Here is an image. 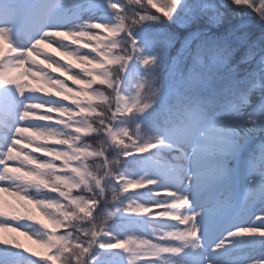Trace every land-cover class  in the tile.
Wrapping results in <instances>:
<instances>
[{"label":"snow or ice","instance_id":"1","mask_svg":"<svg viewBox=\"0 0 264 264\" xmlns=\"http://www.w3.org/2000/svg\"><path fill=\"white\" fill-rule=\"evenodd\" d=\"M25 262L264 264V0H0V264Z\"/></svg>","mask_w":264,"mask_h":264},{"label":"rangeland","instance_id":"2","mask_svg":"<svg viewBox=\"0 0 264 264\" xmlns=\"http://www.w3.org/2000/svg\"><path fill=\"white\" fill-rule=\"evenodd\" d=\"M38 141H39L38 142L39 147L44 146L47 143V141L40 140L39 138H38ZM21 163H23V161H21ZM19 239H20L21 243H23V244H25V246L29 247V249L31 251H35L37 253V257H39L40 255L43 254V249H41L38 245L32 244L31 241H27L23 237H20Z\"/></svg>","mask_w":264,"mask_h":264}]
</instances>
